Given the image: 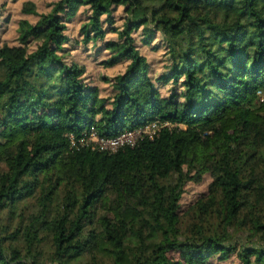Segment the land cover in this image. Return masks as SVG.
Here are the masks:
<instances>
[{
    "label": "trees",
    "instance_id": "1",
    "mask_svg": "<svg viewBox=\"0 0 264 264\" xmlns=\"http://www.w3.org/2000/svg\"><path fill=\"white\" fill-rule=\"evenodd\" d=\"M21 12L37 19L0 43V264H264V0H54ZM81 14L77 39L68 25ZM80 47L123 71L94 84ZM154 121L173 126L116 153L69 141ZM204 175L186 233V186Z\"/></svg>",
    "mask_w": 264,
    "mask_h": 264
},
{
    "label": "rangeland",
    "instance_id": "2",
    "mask_svg": "<svg viewBox=\"0 0 264 264\" xmlns=\"http://www.w3.org/2000/svg\"><path fill=\"white\" fill-rule=\"evenodd\" d=\"M54 0H0V3H5V9L0 10V43L8 42L11 44L15 43L16 40V28L17 23L21 19H27L29 21H35L37 18L32 15H25L21 12L23 5L26 2H32L37 12H46L49 10V4ZM116 25L120 26L123 22L124 15L122 14L121 9H118L115 13ZM84 19L82 18V14L78 15L69 25V34L72 37L79 38V27L81 22ZM139 49L148 57L149 60L157 61L159 59V54L151 52L146 48H142L139 46ZM91 54L93 51L90 52ZM89 51L84 50L80 47V50L75 53L76 60L79 63L84 64L87 68V74L90 76V80H93L94 84H99L97 81V76L105 74L107 76H113L117 73H121L124 69V65H118L113 68L105 69L103 66L99 65V62L102 60V55L94 56L91 55ZM157 64H154V69L156 73H159L162 70L157 67ZM154 74V71L151 72ZM212 179L209 175H204L200 183L189 182L186 186L185 194L182 199L183 207L186 209V212L183 216L180 217V228L184 230L186 233H191L194 231L193 224L194 223V214L193 204H195L198 200L205 198L208 194V188ZM209 264H238L237 259L232 256L226 261H219L217 257H214Z\"/></svg>",
    "mask_w": 264,
    "mask_h": 264
},
{
    "label": "built area",
    "instance_id": "3",
    "mask_svg": "<svg viewBox=\"0 0 264 264\" xmlns=\"http://www.w3.org/2000/svg\"><path fill=\"white\" fill-rule=\"evenodd\" d=\"M257 95L261 101H264V95L261 92H258ZM172 126L173 125L167 122L154 121L135 130H126L111 138L100 137L97 135L95 129L91 128L78 138L70 136L69 141L71 146L74 147L90 148L91 150L99 152L116 153L122 148L136 147L143 139L152 140L158 137L162 129Z\"/></svg>",
    "mask_w": 264,
    "mask_h": 264
},
{
    "label": "crops",
    "instance_id": "4",
    "mask_svg": "<svg viewBox=\"0 0 264 264\" xmlns=\"http://www.w3.org/2000/svg\"><path fill=\"white\" fill-rule=\"evenodd\" d=\"M99 85V84H98Z\"/></svg>",
    "mask_w": 264,
    "mask_h": 264
}]
</instances>
